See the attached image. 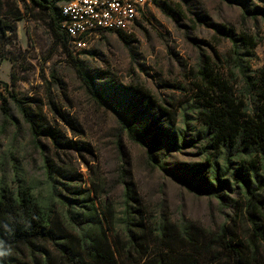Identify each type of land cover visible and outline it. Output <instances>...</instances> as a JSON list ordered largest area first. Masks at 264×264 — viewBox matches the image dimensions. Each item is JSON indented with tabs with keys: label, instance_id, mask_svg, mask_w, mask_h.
Segmentation results:
<instances>
[{
	"label": "rangeland",
	"instance_id": "rangeland-1",
	"mask_svg": "<svg viewBox=\"0 0 264 264\" xmlns=\"http://www.w3.org/2000/svg\"><path fill=\"white\" fill-rule=\"evenodd\" d=\"M155 1L125 33L126 41L116 33H106L79 58L98 92L110 99L117 97L142 126L152 124L155 133L161 131L154 152L161 168L198 179L205 172L192 167L206 164L213 151L204 153V140L182 145L180 137L178 145L170 148L163 134L171 128L186 130L185 142L195 138L199 130L196 86L202 83L203 67L212 68L231 86L235 98L251 108L252 93L246 91L244 77L252 78L264 67V0ZM0 22L13 27L0 31V57L4 58L0 81L7 85L4 96L9 110L8 115L0 110V184L13 188L20 182L38 200L50 199L60 222L67 217L65 203L73 198L62 185L86 192L100 214L111 208L118 215L129 184L147 211L171 222L193 224L209 233L224 224L232 226L229 205L189 191L159 168L149 159L147 147L128 139L113 111L86 92L50 33L44 12L30 6L24 11L17 0H0ZM52 71L61 85L51 80ZM10 92L40 115L37 138ZM157 106L175 118L173 124L166 115H159ZM46 130L65 146H54ZM44 157L65 178L54 177L56 181L50 182ZM216 162L221 163L220 159ZM219 194L235 198L226 189ZM235 226L242 234L245 224L236 219ZM62 227L68 230L67 225Z\"/></svg>",
	"mask_w": 264,
	"mask_h": 264
},
{
	"label": "trees",
	"instance_id": "trees-1",
	"mask_svg": "<svg viewBox=\"0 0 264 264\" xmlns=\"http://www.w3.org/2000/svg\"><path fill=\"white\" fill-rule=\"evenodd\" d=\"M17 1L24 11L30 6L46 14L50 33L86 92L113 111L128 139L147 147L149 159L161 168L154 157L158 141L161 142V131L155 133L152 124L142 126L126 112L117 97L110 99L98 92L79 58L84 52L79 56L70 52L67 35L61 29L64 18L59 10L60 4L70 0ZM11 29L8 23L0 22L2 33ZM116 34L126 41L125 34ZM3 59L0 57V61ZM213 73L212 68L203 67L202 83L196 86L195 115L199 130L195 138L185 142L187 131L171 128L163 134L170 148L178 145L179 137L182 145H195L198 139L204 140V153L213 152L207 155L206 164L192 167L195 172L204 170V176L192 180L190 173L180 176L175 170L161 169L189 191L199 196H214L221 204L229 205L233 211L232 226L224 224L215 233H209L193 224L171 222L147 211L129 184L123 190L118 215L111 208H107V214H100L86 192L62 185L73 198L69 199L72 205L65 203L67 217L60 222L49 205L50 199L38 200L31 188L20 182L13 188L1 183L0 264H264V67L255 71L252 78L244 77L246 91L252 93L249 110L235 98L231 86ZM50 77L53 83L61 85L53 71ZM10 78L13 80L12 74ZM0 85L6 91L7 85L1 81ZM9 96L28 123L33 138H37L42 127L40 115L13 92ZM48 103L52 104L51 99ZM157 109L159 115H166L174 123L175 118L166 109L161 106ZM0 110L9 114L4 97ZM46 133L54 146H65L56 134L49 130ZM209 158L215 161L210 163ZM44 169L52 183L56 181L54 177L65 178L63 171L46 157ZM220 189L235 194V198L220 195ZM52 190L56 196L54 186ZM236 219L245 224L242 234L235 226ZM64 225L68 230H64Z\"/></svg>",
	"mask_w": 264,
	"mask_h": 264
},
{
	"label": "built area",
	"instance_id": "built-area-1",
	"mask_svg": "<svg viewBox=\"0 0 264 264\" xmlns=\"http://www.w3.org/2000/svg\"><path fill=\"white\" fill-rule=\"evenodd\" d=\"M155 0H70L59 5L70 52L79 56L106 33L125 34ZM0 85V104L4 96Z\"/></svg>",
	"mask_w": 264,
	"mask_h": 264
}]
</instances>
